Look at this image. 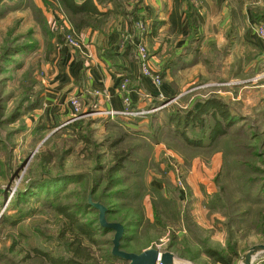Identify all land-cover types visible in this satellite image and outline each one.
<instances>
[{
    "label": "rangeland",
    "instance_id": "1",
    "mask_svg": "<svg viewBox=\"0 0 264 264\" xmlns=\"http://www.w3.org/2000/svg\"><path fill=\"white\" fill-rule=\"evenodd\" d=\"M187 2L182 1L186 12ZM193 3L194 11H197L203 7L204 0ZM230 3L234 8L228 68H223L215 57L217 63L210 66V70H206V64L202 63L197 71L176 75L179 85L167 96L160 95L155 102L147 101L141 106H130L125 95L123 102L126 97L128 101L124 110L112 111V114L79 108L74 116L72 98L69 101V118L60 120L61 123H46L43 113H39L44 106L45 65L58 43L65 42L81 48L79 33L75 32L56 0L1 1L0 264H41L34 257L32 248L43 251L60 249L57 233L61 218L55 217L53 209L49 208L51 202L52 206H80L84 209L80 213L83 221L96 219L98 211L83 205L91 188L93 201L113 208L115 213L106 217L108 221H135L142 211L144 219L137 226L127 227L124 239L120 241V247L125 251L140 252L156 246L161 251L172 252L180 264H221L210 252L228 257L236 251L233 263L241 264V255L247 248L264 243V219L260 222L245 217V205H232L228 201L229 197L242 196L246 187L242 186V182L231 183L225 176L217 180L223 162L222 139L212 149L201 146L191 150L177 140L176 129L170 131L167 124L170 113H183L191 106L197 108L210 95L221 98L233 117L231 129L240 130L241 141L245 140L249 151L257 154L255 159L242 154L236 159L252 162V194L263 192L264 195V41L252 31V24L260 22L253 12L257 8V11L264 9V0H230ZM109 7L116 8V5L112 3ZM144 7V18L134 23L139 35L132 43L137 56V42L144 45L148 67L153 72L151 51L142 39L148 19ZM116 19L114 16L109 18L106 26L116 27ZM243 31L248 33L250 40H247L249 46L241 57L242 47L236 46L241 43L243 37L240 34ZM59 36H62V42L56 41ZM69 39H73L78 46L70 44ZM21 45H27L28 51L23 46L18 49ZM189 51L187 49L179 57L181 62L187 58ZM194 57L197 58V55ZM139 64L141 74L147 77L142 72L140 60ZM180 65L183 66V63ZM155 73L160 74V86L163 76ZM32 79L36 80L32 89L35 92L40 90L38 95L25 90L30 88L28 84L32 83ZM25 94H28L27 99H24ZM38 96L41 106L24 112L30 100H37ZM124 111L134 114H123ZM14 112L19 116L10 119ZM205 120L208 123L211 121L208 116ZM110 121H116L129 130L122 143L125 146H121L141 142L138 149L132 146L135 149L130 151L138 166L125 162L124 170L111 178L114 180L112 185L102 178L104 168L110 166L113 160L106 138L119 132L108 125ZM200 130L197 126L194 132L189 130L188 134L196 136ZM131 170L139 175L131 173ZM60 177L62 182H59ZM221 186L225 188L222 193H226V204L209 209V202L221 193ZM121 190L128 193L137 190L141 195L137 201L132 197L122 198L117 193ZM17 195L21 199L15 200ZM55 196L58 197L54 201L44 200ZM261 198L264 199L262 194ZM29 207L35 208L34 212L18 219V224L11 225L10 218L1 221L2 216L10 217ZM113 233L109 231L97 235L99 244L92 246L95 258L111 252ZM99 260L98 264H126L122 260L113 263Z\"/></svg>",
    "mask_w": 264,
    "mask_h": 264
},
{
    "label": "crops",
    "instance_id": "2",
    "mask_svg": "<svg viewBox=\"0 0 264 264\" xmlns=\"http://www.w3.org/2000/svg\"><path fill=\"white\" fill-rule=\"evenodd\" d=\"M144 4L148 19L142 39L151 51V69L161 73L163 83L157 86L141 74L132 43L139 32L132 22L119 17L121 25L115 30H109L108 25L103 31L93 28L81 31V48L65 42L56 44L45 65L44 106L39 109L46 123H61L60 120L69 118L72 98H77L81 110L120 112L125 108L123 96L129 98L130 106L155 102L179 85L176 75L197 71L202 63L210 70L218 58L223 68L229 67L234 8L230 0H204L203 7L193 12L196 19L193 32L189 30L181 0H148ZM173 20L176 26L172 25ZM240 35L243 38L236 48L242 47V57L250 38L244 31ZM255 41L258 42L256 38ZM187 49L190 50L186 52L187 58L181 62L179 57ZM123 82L124 90L120 88Z\"/></svg>",
    "mask_w": 264,
    "mask_h": 264
},
{
    "label": "trees",
    "instance_id": "3",
    "mask_svg": "<svg viewBox=\"0 0 264 264\" xmlns=\"http://www.w3.org/2000/svg\"><path fill=\"white\" fill-rule=\"evenodd\" d=\"M0 0V15L2 14V5ZM128 1L127 4L125 2ZM184 1V0H181ZM187 12L188 16V27L190 31H194L196 29V19L193 15L194 12V3L195 0H187ZM59 6L62 8L67 18L69 19L72 27L74 28L76 33H80L81 31L87 28L98 29L103 31L106 26V21L111 17H116V27L115 25H110L109 30H115L117 26L121 25V18L124 20H128L133 24L135 21L142 20L144 18L143 15V7L144 0H56ZM115 3L116 8L109 7L110 4ZM180 4V3H179ZM130 5V7H128ZM128 7V8H127ZM254 10L253 16L258 21L264 20V9L261 11ZM120 17V19H119ZM172 25L176 26V21H172ZM56 41L62 42V36H59ZM23 46L25 51L27 45L18 46V49ZM25 47V48H24ZM28 47H31L30 45ZM22 52V51H21ZM16 54V53H15ZM32 83H29L28 86L30 88H26V92L30 94L38 95V92H35L32 89V84L36 82V80H31ZM26 87V86H25ZM24 87V88H25ZM28 98V94H25V98ZM41 99L38 96L37 100H30L29 106L24 110L30 111L36 107L41 106ZM187 108L183 113L173 112L170 113L167 117L168 129H176L175 137L177 140L179 139L183 145L191 150H195L198 147H206V149H212L216 142L222 139V169L217 177L219 180L222 176H225L230 179L231 183L242 182V186L246 187L245 192L242 196H236V198L229 197L228 201L232 205H245L243 215L245 217H251L250 219H255L260 222L264 219V199L261 198V194L263 192H256L252 194L251 184L253 183V178L250 175L253 169V166H250L252 162L248 160H238L236 159L239 155H244L246 157H250L255 159L257 154L249 151L250 147L246 145V141H241V131L238 129H231L233 125V117L230 111L227 108V103L223 102L221 98H216L214 95H210L208 98L202 100L201 104L197 108ZM15 114L10 116V119H15L19 116V113L14 112ZM210 117L211 121L208 123L205 120V117ZM59 124L55 125L58 126ZM108 125L111 128L117 129L118 135H114L111 133L106 138L108 140V149L113 156L112 164L105 169L104 175L102 178H106L109 184H113L114 180L111 178L118 172L124 170L125 162H130V165L136 164V159L130 156V151L133 148L132 146H136L137 149L140 147L141 142H136L132 146H126L122 144L126 138L127 131H129L125 126V128L117 123L116 121H110ZM199 126L201 128L200 132L196 136H190L188 131H195V127ZM54 126H50L53 128ZM172 131V130H170ZM116 133V134H117ZM157 133V132H156ZM154 133V134H156ZM247 140H249L247 138ZM124 145V146H121ZM131 147V148H130ZM130 149V150H129ZM135 149V148H133ZM242 157V156H240ZM136 166H138L136 164ZM99 170H103L100 168ZM225 172V175L223 174ZM137 171L131 170V173ZM139 175V174H137ZM63 176V175H62ZM61 176V177H62ZM60 177V178H61ZM59 179H57L58 181ZM62 178L59 182H62ZM128 191V190H127ZM221 193L213 196L212 200L209 202V209H216L219 206H224L227 202L226 193L224 186L220 188ZM93 193H95V188H93ZM120 194L122 198H130L137 201L141 195V192H137L134 190L132 192H126L125 190H121L117 192ZM55 197L44 199L46 201H54L57 199ZM21 199L19 195L15 196V200ZM102 201V200H101ZM51 207L53 209V213L55 217L61 218V223L59 225V230L57 233V241L60 243L58 246L60 249L57 251L50 250H40L39 248H32L34 250V257H37L41 264H98L99 259L103 261H108L113 263L115 261H121L114 257L111 252H106L104 254H100L95 258L94 251L92 246L99 244V241L96 237L100 233H107L112 231L107 228H103L98 223V218L88 221H83L80 218V213H82L83 208L80 206H73L68 204H55ZM85 207H91L87 201L84 202ZM140 205V204H138ZM25 207V206H24ZM139 206H136V208ZM107 213L106 217L109 214L115 213L113 208L106 206ZM94 209V208H93ZM35 208H24L22 213L15 214L13 216L7 217L2 216L1 221L9 220L10 224L16 225L19 223L18 219L23 216L31 215L34 212ZM95 210V209H94ZM96 211V210H95ZM18 212V210H17ZM3 214V213H2ZM28 214V215H26ZM143 218L142 211L138 213L137 220L133 221H121L124 226L125 232L126 228L129 226H137L140 224V221ZM124 232V236H125ZM124 239V237H123ZM210 252V251H209ZM236 251H232L228 257L216 255V252H210L211 256L217 262L221 264H234L233 259L237 256ZM264 264V261L261 262Z\"/></svg>",
    "mask_w": 264,
    "mask_h": 264
},
{
    "label": "water",
    "instance_id": "4",
    "mask_svg": "<svg viewBox=\"0 0 264 264\" xmlns=\"http://www.w3.org/2000/svg\"><path fill=\"white\" fill-rule=\"evenodd\" d=\"M92 188L88 193L87 202L94 209L98 211V223L101 227L112 230V248L111 254L125 261L126 264H156L157 262L161 264H180L175 259L174 254L170 251H161L156 246H150L143 249L140 252H131L121 249L120 241L124 237V226L120 222H111L106 218L107 208L99 201L92 200ZM264 243L254 244L247 248L241 255V264H259L264 261Z\"/></svg>",
    "mask_w": 264,
    "mask_h": 264
},
{
    "label": "built area",
    "instance_id": "5",
    "mask_svg": "<svg viewBox=\"0 0 264 264\" xmlns=\"http://www.w3.org/2000/svg\"><path fill=\"white\" fill-rule=\"evenodd\" d=\"M252 31L253 34L256 35L257 37H259L260 39H262L264 41V22H258V23H253L252 24ZM70 44H72L73 46H78V43H76L73 39H69ZM144 45H142L139 41L137 42V46L138 47V56H139V60L141 62V69L144 75H146L151 81L152 83H154L155 85L160 84V76L157 73L151 72L149 70L148 67V59H147V54L145 53V48L143 47ZM125 87V83H122L121 88ZM128 98L126 97V99L124 98V103H127ZM71 104L73 105V109H74V116H76L78 114V112L80 111L79 109V104H78V100L73 98L71 101ZM107 114H112V111H107ZM123 114H134L132 112H128V111H124L122 112ZM156 264H161L159 262H157Z\"/></svg>",
    "mask_w": 264,
    "mask_h": 264
}]
</instances>
